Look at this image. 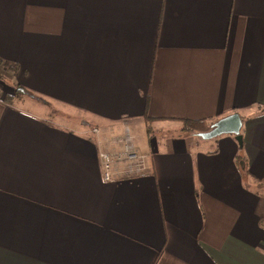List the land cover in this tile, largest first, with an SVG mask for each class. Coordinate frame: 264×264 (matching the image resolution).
<instances>
[{"label":"crops","instance_id":"0c3cea01","mask_svg":"<svg viewBox=\"0 0 264 264\" xmlns=\"http://www.w3.org/2000/svg\"><path fill=\"white\" fill-rule=\"evenodd\" d=\"M0 60L66 114L0 85V264H264V0H0ZM231 112L240 145L183 129ZM124 128L144 168L103 180Z\"/></svg>","mask_w":264,"mask_h":264},{"label":"built area","instance_id":"2783aa9c","mask_svg":"<svg viewBox=\"0 0 264 264\" xmlns=\"http://www.w3.org/2000/svg\"><path fill=\"white\" fill-rule=\"evenodd\" d=\"M90 131L94 134L98 129L94 127ZM108 142L110 146L116 145L117 148L114 150L99 149L98 151L103 180L111 179L114 171L117 172L118 176H133L143 170V156L132 144L130 134L126 128L119 136L110 137Z\"/></svg>","mask_w":264,"mask_h":264},{"label":"rangeland","instance_id":"374dc122","mask_svg":"<svg viewBox=\"0 0 264 264\" xmlns=\"http://www.w3.org/2000/svg\"><path fill=\"white\" fill-rule=\"evenodd\" d=\"M15 68H5L1 63H0V85H8L9 83L12 84L11 79H9V76L12 75L11 73L13 72ZM12 71V72H11ZM13 85V84H12ZM10 100H13V102L18 106L20 105L22 108L28 109L30 111L38 112L42 116H46L47 118L53 117L51 114L52 109H51V103L45 102V99L43 97H39L36 93H34L31 90H24L20 91V93H17L16 96L12 97ZM41 107V109H40ZM56 110L58 115L54 116V119L51 118V120L61 123L62 121H56L57 119H64L66 114L64 113L65 110H63V107H61L59 104L56 103ZM45 112V113H44ZM50 115H49V113ZM245 114V113H244ZM51 116V117H50ZM94 128V127H93ZM87 129V128H86ZM89 129L88 131H90ZM180 129L178 128V125H170V128H161L159 124H154V127L151 131L150 134L145 133V136L151 139V141H161L164 138L167 137H174L175 134H177ZM99 131V130H98ZM98 131L92 135L98 136ZM119 136V135H118ZM111 137V136H110ZM109 137V138H110ZM106 139V138H105Z\"/></svg>","mask_w":264,"mask_h":264},{"label":"water","instance_id":"95a60500","mask_svg":"<svg viewBox=\"0 0 264 264\" xmlns=\"http://www.w3.org/2000/svg\"><path fill=\"white\" fill-rule=\"evenodd\" d=\"M242 120L237 112H231L213 121L210 127L205 131H198L196 135L203 139H209L221 134L234 135L237 143L241 144V128Z\"/></svg>","mask_w":264,"mask_h":264},{"label":"trees","instance_id":"16d2710c","mask_svg":"<svg viewBox=\"0 0 264 264\" xmlns=\"http://www.w3.org/2000/svg\"><path fill=\"white\" fill-rule=\"evenodd\" d=\"M0 63L5 67V68H14V66L15 65H7L6 63H2V61L0 60ZM1 76V75H0ZM12 82V81H11ZM12 84H13V93L14 94H12L11 96H16L17 95V93H20V91H17V90H23V89H21V87H19V84H17V83H15V82H12ZM23 88V87H22ZM13 96V97H14ZM11 98V97H10ZM3 99L5 100V101H7V100H9V97H6V96H4L3 97ZM264 107V106H263ZM144 117H145V120H146V122H145V128H146V131H147V133L149 132V134H150V131H151V124H150V121L148 120V116H146V115H144ZM213 121H215V120H212V119H210V118H203V119H193V120H191V119H184L183 121H182V123L184 124V126H183V129H190V130H197V131H205V130H207L209 127H210V125H211V123L213 122ZM236 157H238L240 160H242V158L239 156V155H237Z\"/></svg>","mask_w":264,"mask_h":264}]
</instances>
